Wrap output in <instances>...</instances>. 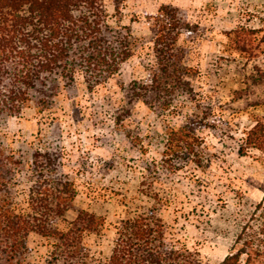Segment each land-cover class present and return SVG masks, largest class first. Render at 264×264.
<instances>
[{
	"label": "rangeland",
	"instance_id": "obj_1",
	"mask_svg": "<svg viewBox=\"0 0 264 264\" xmlns=\"http://www.w3.org/2000/svg\"><path fill=\"white\" fill-rule=\"evenodd\" d=\"M104 2L109 23L137 36H151L150 15L164 4L200 26L197 35L180 39L188 64L199 71L188 77L194 94L180 91L166 111L159 102L154 107L132 99L130 84L150 78V43L99 84L78 72L73 80L59 76V85L46 93L31 92L19 114L0 111V170H11L0 177V205L29 207L38 178L35 154L42 152V164L71 181L69 209L58 226L67 228L81 210L104 219L85 235L87 264H107L123 219L152 212L163 219L169 240L199 252L206 264H221L241 246L244 227L257 235L264 220V151L239 153L264 117V105L250 94L248 58L231 39L243 26L263 38L264 0ZM186 125L196 136L193 149L169 141L173 129ZM48 153L55 163L47 161ZM52 242L31 232L27 248L10 264H50ZM246 260L244 255L241 264ZM252 264H264V255Z\"/></svg>",
	"mask_w": 264,
	"mask_h": 264
},
{
	"label": "trees",
	"instance_id": "obj_2",
	"mask_svg": "<svg viewBox=\"0 0 264 264\" xmlns=\"http://www.w3.org/2000/svg\"><path fill=\"white\" fill-rule=\"evenodd\" d=\"M150 19L151 36H137L129 27L109 23L104 0H0V111L19 114L31 92L56 88L59 76L73 80L82 72L91 85L99 84L119 73L147 43L153 55L147 66L150 78L134 80L131 97L154 107L159 102L162 110L170 109L180 91L194 94L188 77L199 71L188 64V47L180 39L182 35H197L200 26L171 4L162 5ZM258 31L239 27L231 39L234 48L248 58L250 94L255 95L256 105H264V92H259L264 90V36L259 39ZM192 129L189 125L173 129L170 144L193 149L191 138L196 136ZM251 148L264 151V117L249 130L239 153L246 155ZM42 155L35 154L38 178L30 192L29 207L16 211L11 204L0 205V264L15 262L33 231L53 239L50 264H87L85 235L98 231L104 219L81 210L67 228L58 226L57 221L69 209L71 181L57 177L56 168L47 169L40 160ZM46 159L55 163L57 157L48 153ZM7 173L11 170H0V177ZM259 206L264 211V204ZM247 228L238 235L241 246L221 264H241L244 255L246 264H252L264 255V220L257 235ZM107 264L206 263L199 252L169 240L163 219L152 212L121 221Z\"/></svg>",
	"mask_w": 264,
	"mask_h": 264
}]
</instances>
